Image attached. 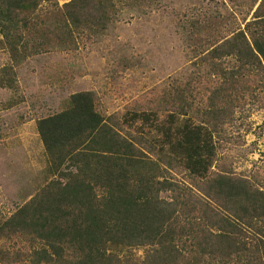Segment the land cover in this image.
Masks as SVG:
<instances>
[{
	"label": "trees",
	"instance_id": "16d2710c",
	"mask_svg": "<svg viewBox=\"0 0 264 264\" xmlns=\"http://www.w3.org/2000/svg\"><path fill=\"white\" fill-rule=\"evenodd\" d=\"M121 1L0 0V49L11 61L0 87L15 89L14 65L74 49L81 36L103 37ZM127 1L144 11L160 0ZM242 3L244 27L228 35L211 33L215 17L190 23L206 32L201 77L215 82L203 104L193 81L175 83L164 120L161 111L124 118L149 127L131 139L114 116L98 112L92 92L69 96L62 111L38 120L44 185L0 222V241L29 242L21 259L29 264H264V185L217 162V138L235 111L256 104L264 112V0ZM174 171L192 185L172 180ZM19 258L0 246V263Z\"/></svg>",
	"mask_w": 264,
	"mask_h": 264
},
{
	"label": "rangeland",
	"instance_id": "374dc122",
	"mask_svg": "<svg viewBox=\"0 0 264 264\" xmlns=\"http://www.w3.org/2000/svg\"><path fill=\"white\" fill-rule=\"evenodd\" d=\"M69 1L56 0L60 7ZM126 1L119 2L120 11L103 37L81 36L74 49H57L14 65L15 89L0 87V222L44 185L47 165L38 120L62 111L69 96L92 92L98 112L114 116L115 128L131 139L149 127L141 121L126 124L124 118L133 111H161L158 119L164 120V97L175 83L193 81L194 95L203 104L215 82L201 77L199 55L208 48L206 32L199 33L201 24L193 28L190 23L215 17L211 33L228 35L244 27L247 10L244 0H160L144 11L127 8ZM10 62L0 49V69ZM222 131L217 138L220 170L264 185V112L245 104ZM171 178L192 185L183 172L174 171ZM29 244L0 241L10 256L20 257L12 264H29L21 260L31 253ZM133 254L143 257L144 250L134 249Z\"/></svg>",
	"mask_w": 264,
	"mask_h": 264
}]
</instances>
